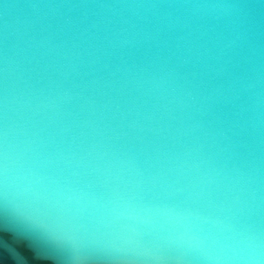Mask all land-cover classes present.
Instances as JSON below:
<instances>
[{
	"label": "water",
	"instance_id": "obj_1",
	"mask_svg": "<svg viewBox=\"0 0 264 264\" xmlns=\"http://www.w3.org/2000/svg\"><path fill=\"white\" fill-rule=\"evenodd\" d=\"M0 264H264V0H0Z\"/></svg>",
	"mask_w": 264,
	"mask_h": 264
}]
</instances>
